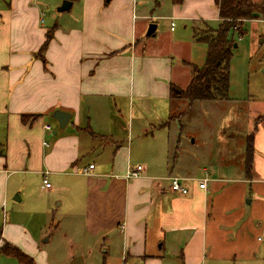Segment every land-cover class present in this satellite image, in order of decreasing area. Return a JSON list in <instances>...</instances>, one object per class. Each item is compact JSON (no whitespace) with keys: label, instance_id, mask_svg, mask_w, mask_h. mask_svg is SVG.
<instances>
[{"label":"crops","instance_id":"0c3cea01","mask_svg":"<svg viewBox=\"0 0 264 264\" xmlns=\"http://www.w3.org/2000/svg\"><path fill=\"white\" fill-rule=\"evenodd\" d=\"M0 2V209L21 189L9 184L10 178L33 174L48 195V207L56 209L52 214L60 213L56 226L63 231L69 258L118 251L123 263L150 264L153 255L167 250L183 264L185 256L217 249L212 229L222 228L224 212L230 226L238 227L245 222L240 216L247 212L244 207L261 204L264 113L257 121L229 123L234 130L226 134L225 145L231 157L224 150L186 154L180 120L166 124L174 112L167 102L174 84L169 49L178 45L174 22L181 21L183 30L189 27L195 42L193 31L200 23L208 26L212 17L219 23L214 0H184L181 5L171 0H73L68 15L49 25L41 20L39 0ZM153 20L169 22V31L162 35L155 22L154 34L147 37ZM51 28L43 63L38 52ZM162 40L168 48L161 47ZM189 50L186 59L177 55V61L192 77ZM149 94L158 98L154 117L143 104ZM56 110L71 115L59 132L43 123L48 117L58 127L51 118ZM122 114L126 131L120 127ZM22 116L32 117L22 122ZM47 137L52 138L45 141ZM138 165L143 168L139 178H123ZM200 170L208 173L205 189L195 181L204 178L196 177ZM44 173L49 189L42 184ZM170 177L184 179L188 194L172 193ZM20 194L13 200L21 202ZM238 234L224 233L227 249L239 248ZM157 264L167 263L162 259Z\"/></svg>","mask_w":264,"mask_h":264},{"label":"rangeland","instance_id":"374dc122","mask_svg":"<svg viewBox=\"0 0 264 264\" xmlns=\"http://www.w3.org/2000/svg\"><path fill=\"white\" fill-rule=\"evenodd\" d=\"M64 1L70 0H39L41 20L44 25H49L55 18L68 15L67 12L57 13L56 11ZM154 1L160 2V0ZM252 1L260 4L264 0ZM1 4L2 2H0ZM73 8L72 14L76 9L75 4ZM206 15L207 17L211 16L210 14ZM216 20L217 17L208 18V27L216 29L218 27ZM155 22L160 24L162 35H164V32L169 31V22L167 24L166 22L153 20L150 24ZM174 23L176 28L173 34L175 40L178 41V45L173 46L172 50L169 49L172 52V57H174L173 60L171 59L173 65L171 81L178 88L185 89L191 75L187 69L178 65L177 55H185L181 59H186V53L190 47L189 61L192 63L191 65L201 68L205 63L206 46L192 42L191 29L187 27L186 30H183L181 21H175ZM197 23L193 26L196 27ZM240 27L244 29L243 35L240 36L234 32L230 33L233 46L229 62L228 100L193 102L189 107L184 102L172 104L170 99L167 100L169 106L173 108L174 116L182 113L180 116L181 138L185 142L186 154L191 153V151H199L203 154L205 153V155L212 154V152L215 154L218 150H224V153L229 152L230 150L225 145V141L229 140L226 134L231 135L230 133L234 130V127L229 128V123L232 121L236 122L240 118L257 121L264 113V14L259 19L250 20L243 27ZM206 29L207 25L205 26L201 23L196 28L197 33L200 35H203ZM160 45L162 48H168L163 40ZM153 79L155 78L152 76L150 80ZM143 104L149 117H154L159 112L158 98L155 95L149 94L146 96ZM44 120L46 122L43 121V123L51 124L53 129L59 132L60 129L51 119L47 117ZM119 120L121 129L126 131V116L122 114ZM35 128L38 129V127ZM0 131L1 139L3 137V128ZM49 138L52 137L45 138V141H48ZM192 141H196L195 144H192ZM248 142L249 140H247V147ZM231 152L228 154L230 157ZM3 153L4 151L0 150V154L3 155ZM203 175L204 173L200 170L196 177ZM13 182L16 185H20L21 189L10 194L3 210L2 207L0 209V228L3 229L2 238L5 242L34 259L36 264H130L131 261L128 259L126 263L121 261L118 251L109 254L101 253L99 256L92 255L90 258L88 255L74 254V257L69 258L62 247L63 231L56 226L61 218L60 213L52 214V211L56 209L52 208L51 211L48 207L46 199L48 195L42 193L39 189L40 180L33 174H28L26 178L22 175H14L10 178L9 184ZM20 192L23 196L22 201H14L15 195H19L21 198ZM62 195L63 192H61ZM247 201L244 200L245 205H247ZM50 203L53 202L51 201ZM223 204L224 198H221L220 205ZM244 208H246L247 212L246 214L242 213L240 216L243 219L245 217V222L242 220L238 227L237 225L235 227L230 226L227 212H224L221 215L222 217H219V219L224 220L222 222L224 225L221 224L222 228L219 230L215 229L216 227L212 229L216 235L214 241L218 243L217 249H206L197 255L185 256L186 261L183 264H264V197L260 205L254 203L253 206ZM248 217L251 218L248 219ZM238 230L239 234L242 232L240 235L238 234L237 238L240 243L239 248L235 251L229 246L227 249L224 233H237ZM47 237H50L51 240L44 242ZM2 244L3 242L1 246ZM231 244L235 246V242ZM162 259L167 264H182L181 258L176 253H170L167 250H162L157 256L153 255L150 264H157ZM133 262L134 264H140L136 260ZM0 264H17V261L11 256L0 255Z\"/></svg>","mask_w":264,"mask_h":264},{"label":"trees","instance_id":"16d2710c","mask_svg":"<svg viewBox=\"0 0 264 264\" xmlns=\"http://www.w3.org/2000/svg\"><path fill=\"white\" fill-rule=\"evenodd\" d=\"M183 2L184 0H171L173 5H181ZM214 7L219 19L218 27L212 29L207 26L203 35L198 34L197 30L193 31L195 42L206 46L205 63L201 68L191 66L192 77L185 89H180L174 84L169 85V99L172 104L184 102L189 107L193 102L228 100L229 62L233 46L230 33L234 32L240 36L243 35L244 29L240 26L243 27L246 22L259 19L264 14V1L256 4L252 0H214ZM53 30L54 28H51L46 32L45 41L38 52V56L43 63H45L43 53L52 39ZM173 114L174 112L166 124L169 121L180 120L182 113L178 116ZM25 117L29 118L32 116H22V122H25ZM250 146L251 139L247 147L248 158L246 163L248 165L251 155ZM0 155L4 156V153ZM0 240L3 242L2 246L0 245V255L13 257L17 264H36L34 259L2 240V228H0Z\"/></svg>","mask_w":264,"mask_h":264},{"label":"built area","instance_id":"2783aa9c","mask_svg":"<svg viewBox=\"0 0 264 264\" xmlns=\"http://www.w3.org/2000/svg\"><path fill=\"white\" fill-rule=\"evenodd\" d=\"M173 29V23H171V30ZM45 131L50 132L51 129L49 126L44 127ZM44 146H47L46 143H43ZM93 165L89 166V169H92ZM143 171V168L141 166H136L133 168H128L127 171L125 172V175L123 176L124 179L126 180H132V179H137L140 177L141 173ZM47 173L43 174V179H42V184L45 189L50 188V184L47 181L46 177ZM169 188L172 193L177 194V195H187L188 194V188L184 186L182 183L184 182V179L178 178V177H170L169 179ZM198 183V188L199 189H205L206 188V183L208 182L207 179V172H204V178H201L199 180H195Z\"/></svg>","mask_w":264,"mask_h":264},{"label":"water","instance_id":"95a60500","mask_svg":"<svg viewBox=\"0 0 264 264\" xmlns=\"http://www.w3.org/2000/svg\"><path fill=\"white\" fill-rule=\"evenodd\" d=\"M72 3L70 1H64L58 8H57V13H64V12H68L70 10ZM156 29V26L154 24H150L148 26L147 32H146V36L150 37L154 34ZM235 47V44H234ZM51 118L54 119L57 124H58V128L60 130H63L66 126V124L68 123V121L71 118V115L67 112H63L60 110H56L52 113ZM55 132H53L54 134ZM16 201H19V199H17ZM47 241V238L44 239V242Z\"/></svg>","mask_w":264,"mask_h":264}]
</instances>
